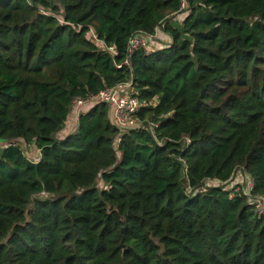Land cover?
<instances>
[{"label":"trees","instance_id":"16d2710c","mask_svg":"<svg viewBox=\"0 0 264 264\" xmlns=\"http://www.w3.org/2000/svg\"><path fill=\"white\" fill-rule=\"evenodd\" d=\"M129 82L140 125L57 138ZM239 173L264 197V0H0V264H264Z\"/></svg>","mask_w":264,"mask_h":264},{"label":"built area","instance_id":"2783aa9c","mask_svg":"<svg viewBox=\"0 0 264 264\" xmlns=\"http://www.w3.org/2000/svg\"><path fill=\"white\" fill-rule=\"evenodd\" d=\"M158 39H160L159 32L154 36L142 35L133 37L130 42L129 52L133 53L139 47H143L149 51L153 42ZM107 49L110 53L116 54V50L113 47H107ZM125 64L129 65V62L126 61ZM123 93H125V96H123ZM94 103H105L109 105L111 109V120L121 129H129L140 125L136 115L140 109L148 105L147 102H141L139 98L135 96L134 91L132 90V83L129 82L118 85L114 88L103 90L89 99H78L74 101L72 113H77L78 116H80L81 114H84L82 111L88 106V104ZM246 178V183L239 184L236 191H242L247 197L249 203L254 206L256 213L260 216H264V197L254 196L252 194L254 182L249 176H246Z\"/></svg>","mask_w":264,"mask_h":264},{"label":"rangeland","instance_id":"374dc122","mask_svg":"<svg viewBox=\"0 0 264 264\" xmlns=\"http://www.w3.org/2000/svg\"><path fill=\"white\" fill-rule=\"evenodd\" d=\"M176 22H174V23H176ZM168 42H169V40L167 37H165L162 40V43H164V44H167ZM123 96H125V93H123ZM94 104H88V106L91 108L94 106ZM75 121H76V118H74V122ZM72 126H73V121L69 120L67 122L66 128L64 129V131L61 134H59V136H57V138L63 139V138H65L66 135H69L70 134L69 129H71ZM67 133H69V134H67ZM21 148L30 160L35 161L37 158H39L40 151H38L36 148L29 149L25 145H22ZM246 179H247L246 176H244L243 174H241V173L237 174L236 178L232 182V184H233L232 189L239 187V184H242V183L244 184V182L246 183V181H247Z\"/></svg>","mask_w":264,"mask_h":264},{"label":"crops","instance_id":"0c3cea01","mask_svg":"<svg viewBox=\"0 0 264 264\" xmlns=\"http://www.w3.org/2000/svg\"><path fill=\"white\" fill-rule=\"evenodd\" d=\"M90 109H91V108H90L89 106H87L85 109H83L82 112H83V113H87ZM70 117H71V118H69V120L73 121V126H72L71 129H69V130H70V133H73V132H75L76 129H77V126H78V118H79V116H78L77 113H72ZM74 118H76V121H75V122H74ZM67 134H69V133H67ZM66 136H67V135H66Z\"/></svg>","mask_w":264,"mask_h":264}]
</instances>
